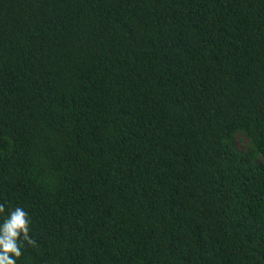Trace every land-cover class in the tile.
Segmentation results:
<instances>
[{"label": "trees", "instance_id": "1", "mask_svg": "<svg viewBox=\"0 0 264 264\" xmlns=\"http://www.w3.org/2000/svg\"><path fill=\"white\" fill-rule=\"evenodd\" d=\"M0 204L16 264H264V0H0Z\"/></svg>", "mask_w": 264, "mask_h": 264}, {"label": "clouds", "instance_id": "2", "mask_svg": "<svg viewBox=\"0 0 264 264\" xmlns=\"http://www.w3.org/2000/svg\"><path fill=\"white\" fill-rule=\"evenodd\" d=\"M0 215H3V221L0 222V264H16L25 242L28 245L35 244L29 236L31 221L22 207L8 210L5 214V207L0 204Z\"/></svg>", "mask_w": 264, "mask_h": 264}, {"label": "rangeland", "instance_id": "3", "mask_svg": "<svg viewBox=\"0 0 264 264\" xmlns=\"http://www.w3.org/2000/svg\"><path fill=\"white\" fill-rule=\"evenodd\" d=\"M240 145H243L242 142L239 143Z\"/></svg>", "mask_w": 264, "mask_h": 264}]
</instances>
